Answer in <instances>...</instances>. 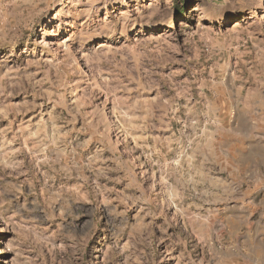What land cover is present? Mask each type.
Masks as SVG:
<instances>
[{"label":"rangeland","instance_id":"374dc122","mask_svg":"<svg viewBox=\"0 0 264 264\" xmlns=\"http://www.w3.org/2000/svg\"><path fill=\"white\" fill-rule=\"evenodd\" d=\"M0 264H264V0H0Z\"/></svg>","mask_w":264,"mask_h":264},{"label":"clouds","instance_id":"9594fccd","mask_svg":"<svg viewBox=\"0 0 264 264\" xmlns=\"http://www.w3.org/2000/svg\"><path fill=\"white\" fill-rule=\"evenodd\" d=\"M229 3H230V0H224L225 6L229 5ZM192 11H195V7H193ZM211 23L215 24V26L218 28H226L228 27L229 24L232 23V21L226 16H221L211 21Z\"/></svg>","mask_w":264,"mask_h":264}]
</instances>
